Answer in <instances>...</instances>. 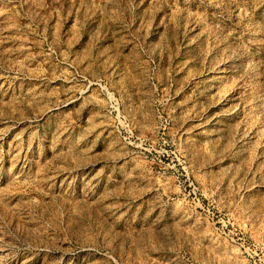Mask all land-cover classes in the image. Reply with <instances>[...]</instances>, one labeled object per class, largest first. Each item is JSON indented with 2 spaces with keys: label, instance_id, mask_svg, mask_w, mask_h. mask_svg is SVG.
Wrapping results in <instances>:
<instances>
[{
  "label": "rangeland",
  "instance_id": "rangeland-1",
  "mask_svg": "<svg viewBox=\"0 0 264 264\" xmlns=\"http://www.w3.org/2000/svg\"><path fill=\"white\" fill-rule=\"evenodd\" d=\"M0 264H264V0H0Z\"/></svg>",
  "mask_w": 264,
  "mask_h": 264
}]
</instances>
